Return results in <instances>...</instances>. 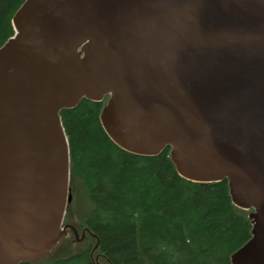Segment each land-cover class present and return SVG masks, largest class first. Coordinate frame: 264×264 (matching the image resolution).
Masks as SVG:
<instances>
[{
  "label": "water",
  "instance_id": "obj_1",
  "mask_svg": "<svg viewBox=\"0 0 264 264\" xmlns=\"http://www.w3.org/2000/svg\"><path fill=\"white\" fill-rule=\"evenodd\" d=\"M0 47V264L65 236L59 113L101 102L106 136L252 211L231 264H264V0H24Z\"/></svg>",
  "mask_w": 264,
  "mask_h": 264
},
{
  "label": "trees",
  "instance_id": "obj_2",
  "mask_svg": "<svg viewBox=\"0 0 264 264\" xmlns=\"http://www.w3.org/2000/svg\"><path fill=\"white\" fill-rule=\"evenodd\" d=\"M23 2L0 0V47L13 37L11 19ZM107 98L60 111L71 196L62 227L70 237L19 264H231L251 237L252 211L231 203L226 181L179 177L168 147L151 157L118 148L99 121ZM75 234L89 243L71 250Z\"/></svg>",
  "mask_w": 264,
  "mask_h": 264
},
{
  "label": "rangeland",
  "instance_id": "obj_3",
  "mask_svg": "<svg viewBox=\"0 0 264 264\" xmlns=\"http://www.w3.org/2000/svg\"><path fill=\"white\" fill-rule=\"evenodd\" d=\"M62 222H63V221H62ZM62 228H64V227H62V224H61V226H59V228H58V231L62 230ZM64 233H65V234H64L65 236H63L62 238H65V237L67 236V234H68L67 231H66V228H64ZM68 236L70 237V234H68ZM68 236H67V237H68ZM78 236H79V238H78ZM80 236H81V235H77V234H75V240H74V238H73V240H71L70 243H67V244L70 246L71 250H77V249L83 247L86 243H89V241H87L86 243L84 242L85 244L83 245V241H84L83 239H84V237H80ZM60 239H61V238H60ZM60 239H59V240H60ZM59 240H58V241H59ZM57 243H58V242H57ZM57 243H56V244H57ZM55 246H56V245H55ZM55 246H54V247H55ZM54 247H53V248H54ZM53 248H52V249H53ZM52 249H51V250H52ZM51 250H50V252H51ZM50 252H49V253H50ZM47 254H48V253H47ZM97 262H98V264H100V260H97Z\"/></svg>",
  "mask_w": 264,
  "mask_h": 264
}]
</instances>
